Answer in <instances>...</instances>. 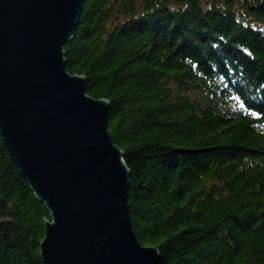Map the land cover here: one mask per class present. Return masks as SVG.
I'll return each instance as SVG.
<instances>
[{"label":"trees","instance_id":"16d2710c","mask_svg":"<svg viewBox=\"0 0 264 264\" xmlns=\"http://www.w3.org/2000/svg\"><path fill=\"white\" fill-rule=\"evenodd\" d=\"M64 51L158 264H264V0H84ZM49 218L0 137V264H44Z\"/></svg>","mask_w":264,"mask_h":264},{"label":"water","instance_id":"95a60500","mask_svg":"<svg viewBox=\"0 0 264 264\" xmlns=\"http://www.w3.org/2000/svg\"><path fill=\"white\" fill-rule=\"evenodd\" d=\"M83 2L0 0V137L49 210L44 264H158V247L142 244L130 219L110 103L66 69Z\"/></svg>","mask_w":264,"mask_h":264},{"label":"snow or ice","instance_id":"6c2138e0","mask_svg":"<svg viewBox=\"0 0 264 264\" xmlns=\"http://www.w3.org/2000/svg\"><path fill=\"white\" fill-rule=\"evenodd\" d=\"M254 107L260 108L262 111H264V105H253ZM259 114V112H258Z\"/></svg>","mask_w":264,"mask_h":264}]
</instances>
